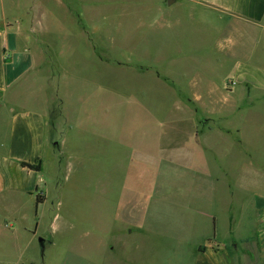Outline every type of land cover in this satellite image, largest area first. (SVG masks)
Segmentation results:
<instances>
[{
  "label": "rangeland",
  "instance_id": "rangeland-1",
  "mask_svg": "<svg viewBox=\"0 0 264 264\" xmlns=\"http://www.w3.org/2000/svg\"><path fill=\"white\" fill-rule=\"evenodd\" d=\"M14 1L7 13L44 56L14 108L46 117L51 141L34 174L43 201L34 191L17 218L0 210V264H192L200 236L187 252L186 165L152 185L141 154L175 144L189 117L218 114L187 99L226 90L246 61L232 57L227 16L193 0ZM241 112L247 139L256 111ZM132 209L145 216L126 233Z\"/></svg>",
  "mask_w": 264,
  "mask_h": 264
},
{
  "label": "crops",
  "instance_id": "crops-1",
  "mask_svg": "<svg viewBox=\"0 0 264 264\" xmlns=\"http://www.w3.org/2000/svg\"><path fill=\"white\" fill-rule=\"evenodd\" d=\"M193 2L227 16L232 57L246 61L236 64L234 84L226 90L209 86L187 99V106L205 112L219 108L216 116L208 111L198 120L189 117L186 134L171 137L175 144L161 151L145 150L141 161L154 171L152 185L157 173L185 170L186 165L187 252L192 238L200 236L192 264H264V0ZM14 4L0 0V94L8 96L0 103V210L7 209L10 218H17L24 194L44 190L34 174L42 171L41 152L51 141L46 117L14 108L30 88L26 81L44 62L38 41L14 23L15 13H7ZM216 91L220 94L213 100ZM247 108L256 112L248 115L246 139L235 117ZM37 159L39 171L20 164ZM132 211L126 233H133L135 219L145 216Z\"/></svg>",
  "mask_w": 264,
  "mask_h": 264
},
{
  "label": "trees",
  "instance_id": "trees-1",
  "mask_svg": "<svg viewBox=\"0 0 264 264\" xmlns=\"http://www.w3.org/2000/svg\"><path fill=\"white\" fill-rule=\"evenodd\" d=\"M40 162H41L40 159H37L36 162H34V163L22 161L20 164L22 166L28 167L29 169L39 171V170H41V163ZM42 201H43V197L41 195H37L36 196V205L41 203ZM202 248L203 247H200L199 249L201 250Z\"/></svg>",
  "mask_w": 264,
  "mask_h": 264
},
{
  "label": "water",
  "instance_id": "water-1",
  "mask_svg": "<svg viewBox=\"0 0 264 264\" xmlns=\"http://www.w3.org/2000/svg\"><path fill=\"white\" fill-rule=\"evenodd\" d=\"M170 2V1H169ZM38 242H39V245H40V249L43 250V242H44V238H38Z\"/></svg>",
  "mask_w": 264,
  "mask_h": 264
}]
</instances>
